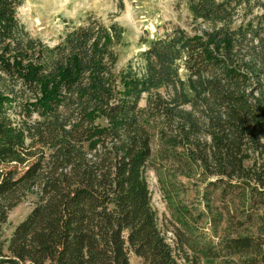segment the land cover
Wrapping results in <instances>:
<instances>
[{
  "label": "trees",
  "instance_id": "trees-1",
  "mask_svg": "<svg viewBox=\"0 0 264 264\" xmlns=\"http://www.w3.org/2000/svg\"><path fill=\"white\" fill-rule=\"evenodd\" d=\"M23 3L0 0V237L36 200L0 264H264L262 0H187L205 28L143 38L141 67L120 72L119 24L90 19L50 47ZM148 169L204 186V211L175 206L176 246Z\"/></svg>",
  "mask_w": 264,
  "mask_h": 264
},
{
  "label": "rangeland",
  "instance_id": "rangeland-1",
  "mask_svg": "<svg viewBox=\"0 0 264 264\" xmlns=\"http://www.w3.org/2000/svg\"><path fill=\"white\" fill-rule=\"evenodd\" d=\"M264 3V0H262ZM58 5V6H57ZM260 14L262 10H256ZM243 14V12H242ZM25 30L34 38L41 39L50 47L57 45L65 34L73 27L86 24L90 19L99 20L104 25L119 24L125 30L124 41L116 49L118 62L116 72L132 64L134 69L142 65L141 53L146 46L141 43L143 38L153 39L180 26L189 32L205 26L195 24L187 0H24L17 15ZM240 23V19H239ZM147 95L143 96L141 107H145ZM37 118V115H34ZM146 178L151 192V203L157 211L159 224L166 233L171 245L174 244L173 231L177 223L173 214L176 205L190 209L205 210L204 186L180 177L168 184L171 178L162 172L148 169ZM35 197H28L9 214L8 222L2 227L0 244L9 240L16 226L29 214ZM198 227H205L199 223ZM204 233L207 238L219 242V235L211 234L209 225ZM176 246V245H175ZM178 254V253H177ZM183 262V259L180 258ZM222 260L202 261L201 264H222ZM130 264H144L143 260L133 253Z\"/></svg>",
  "mask_w": 264,
  "mask_h": 264
},
{
  "label": "bare ground",
  "instance_id": "bare-ground-1",
  "mask_svg": "<svg viewBox=\"0 0 264 264\" xmlns=\"http://www.w3.org/2000/svg\"><path fill=\"white\" fill-rule=\"evenodd\" d=\"M58 6V5H57Z\"/></svg>",
  "mask_w": 264,
  "mask_h": 264
}]
</instances>
